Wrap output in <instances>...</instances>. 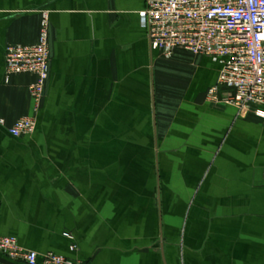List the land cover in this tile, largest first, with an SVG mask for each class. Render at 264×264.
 <instances>
[{"label":"crops","instance_id":"1","mask_svg":"<svg viewBox=\"0 0 264 264\" xmlns=\"http://www.w3.org/2000/svg\"><path fill=\"white\" fill-rule=\"evenodd\" d=\"M147 1L0 0V236L37 264H264V116L207 100L220 60L152 49ZM43 12L34 112V75L7 77L4 53L34 43Z\"/></svg>","mask_w":264,"mask_h":264},{"label":"built area","instance_id":"2","mask_svg":"<svg viewBox=\"0 0 264 264\" xmlns=\"http://www.w3.org/2000/svg\"><path fill=\"white\" fill-rule=\"evenodd\" d=\"M152 49L169 58L175 50L218 59L222 63L206 98L253 110L264 116V0H148L140 12ZM48 15L42 13L37 39L30 45H7L5 75L31 74L28 87L34 112L44 95L50 52ZM4 120H0L3 124ZM35 116L20 117L7 128L12 137L31 134ZM75 246H71L74 249ZM0 252L24 264H37L38 254L18 245L15 237L0 236ZM40 264H79L52 252Z\"/></svg>","mask_w":264,"mask_h":264}]
</instances>
